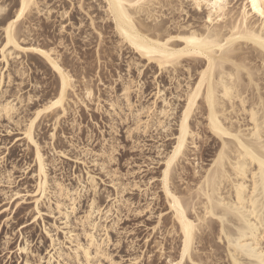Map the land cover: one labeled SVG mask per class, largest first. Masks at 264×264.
Wrapping results in <instances>:
<instances>
[{
	"label": "rangeland",
	"instance_id": "obj_1",
	"mask_svg": "<svg viewBox=\"0 0 264 264\" xmlns=\"http://www.w3.org/2000/svg\"><path fill=\"white\" fill-rule=\"evenodd\" d=\"M16 1L0 0L7 6L3 16L14 15ZM48 2L50 0H45V3ZM55 2L60 8L51 17L31 15L18 30L27 41L55 50L71 71L76 92L70 94L68 115L56 128L53 121L46 119L41 121L35 134L49 178L65 183L70 189L77 188L81 179L87 189L76 201L73 212L70 211V203L63 201L68 205L67 217L57 210L58 195H46L45 200L40 202L41 219L35 224L29 223L36 197L28 193L38 191L39 179L35 150L27 145L22 134L34 109L54 94L58 76L43 59L38 61L32 57L25 58L23 62L10 60L7 67L0 53V97L12 100L17 108L15 123H9L6 116L0 119V153L5 154L4 162L0 164V258L5 255V241L9 250L7 255L17 264H20L21 258L47 261L52 256L55 264H64L70 253L65 244L76 246L79 242L87 246L84 234L89 232V227L84 225L82 218L90 211L95 194L89 188L88 180L91 177L97 186L98 204L103 206V210H111L107 222L103 220L102 223L105 229L97 233L104 242L102 256L107 254L111 260L122 261L123 264H136L138 260L143 264L142 257H151L156 264H166L165 260H161V255L175 259L182 240L180 235H173L178 225L173 222L160 180L163 162L175 143L178 117L184 105V91L187 83H194V77L198 75V71H193L196 65L192 64L189 72L180 68L181 71L179 69L178 73L170 75L141 60L121 43L113 22L106 14L103 0H82L86 6L84 11L80 9L81 0ZM65 9L68 12L66 17L61 15ZM193 12L197 17L203 16V13L192 10L181 19L180 12L162 9L159 13L160 27L175 31L177 24L191 25L195 19ZM144 19L150 26L155 24L153 19ZM0 41H4L1 28ZM248 58L251 67L259 70L264 67L259 57H254L252 53L248 54ZM130 79L141 87L138 93L131 95L136 109L134 115L121 99L122 85ZM257 80L260 85V72ZM87 87L92 90L91 99L85 94ZM251 93L249 98L252 97ZM164 100L170 104L172 116L162 119L157 112L164 107ZM112 103L118 107L112 108ZM139 107H145L144 112L151 108L153 111L146 133L133 131L136 111L141 109ZM144 115L142 119L146 120L147 114ZM158 120L167 126V132L159 126ZM193 123L198 133L197 148L188 149L187 158L175 167L172 180L173 188L178 186L177 190L188 204L198 202L200 194L197 189L220 149L219 141L207 129L203 110L199 119L192 120ZM60 151L66 155H60ZM113 183L116 184L115 188ZM137 184L143 191L136 187ZM117 188L120 189L119 197ZM153 196L155 199H152ZM14 202L19 203V207ZM145 208H150L151 212L137 215ZM66 210L63 208L62 211ZM161 211L165 212L163 217L160 216ZM157 224L159 227H156ZM45 226L48 233L44 232ZM209 227L198 234L199 248L195 250V256L201 264H214L224 247L218 244L217 229L220 224L213 221ZM65 232L68 233L67 237ZM52 234L56 236L55 246L49 240ZM21 235L23 239L19 238ZM26 244L29 248L27 254L11 251ZM161 248L163 253L159 250ZM104 264H110V261L105 259Z\"/></svg>",
	"mask_w": 264,
	"mask_h": 264
},
{
	"label": "snow or ice",
	"instance_id": "obj_2",
	"mask_svg": "<svg viewBox=\"0 0 264 264\" xmlns=\"http://www.w3.org/2000/svg\"><path fill=\"white\" fill-rule=\"evenodd\" d=\"M85 7L81 0V11H84ZM59 8L60 5L55 0H50L48 3H45V0H22V4H18V15L7 25L6 42L0 41V53L4 54V60L7 61L9 55H14L15 49H19L20 52L39 51L37 48L21 47L20 38L14 27L17 22L26 19L29 15L51 17L52 13ZM107 8L117 20L118 25L123 22V26L120 27L121 34L128 38L132 48L140 55H146L149 63L158 64L161 71H167L170 75L178 68L188 71L186 64L189 66L195 64L194 72L203 69L199 75H195V82L187 89L186 106L182 109L183 119L179 143L164 161L167 167L163 170V192L168 198V207L173 213L174 224L175 221L179 222L178 231L173 235H181L182 249L177 251L174 260L163 254L161 260H165L166 264H201L195 256V250L199 248L197 233L206 231L212 221H219L218 244L224 247L221 249L220 258L214 264H264V67L260 68V101L242 108V111L247 113L246 123L239 128L225 127L217 115L221 109V98L224 101L239 100L237 106L245 104L240 90L236 87L237 78L241 74H246L244 79L248 84L256 86L253 72L250 70L251 61L248 54L252 53L254 57H259V62L264 64V0H240L239 3L236 0H188L187 3L184 0H169L167 3H162L161 0H108ZM161 8L180 12L181 19L192 10L203 13V16L197 17L193 12L195 19L189 27L193 25L195 27L190 33L169 38L182 40L183 46L175 45L169 48L168 40H158L147 31L140 29L138 18L159 15L157 10ZM3 11L4 9L0 8V12ZM67 14V9L61 13L65 17ZM41 55L47 56L48 53L41 52ZM185 58L188 60L181 63ZM52 63L64 80L65 87H68L71 77L54 61ZM88 95L91 97L92 94ZM62 100L63 93L59 100H55L41 111L48 112L53 108L61 107ZM128 107H131L130 102ZM201 110L210 122L209 127L213 134L223 142L219 155L216 157V163L212 167L222 166V179L232 192V198L224 203V197H218L213 190H205L201 184L200 189L197 190L200 193L198 202L186 206L182 203L183 197L177 190L178 186L177 188L170 186L169 177L174 164L182 156L185 148L189 150L197 148L195 133L188 125L190 120L199 119ZM231 110L234 111L235 108ZM15 112L16 108L12 100H5L0 105V119L7 115L9 123H15ZM37 119H39V113L30 124L26 125L24 132L32 143H35L32 133ZM160 127L165 132L168 131L167 126L160 125ZM139 130L145 131L143 128ZM4 155L0 153V164L4 162ZM37 158L41 159L40 174L43 176L45 169L38 145ZM112 186L115 188L116 184L113 183ZM129 187L130 185L126 186L125 191ZM136 187L141 188L139 184ZM157 187L160 186L157 185ZM40 188L44 191L28 193L36 197L35 209L29 214V223L32 224L41 219L40 202L45 200L47 195L46 184L42 182ZM119 193L120 189L117 188L118 197ZM152 199H155V196ZM16 207H19V203ZM144 212H151V209L145 208L137 215H143ZM164 215L165 212L161 211L160 216ZM91 223L95 226L97 222L93 220ZM156 227L159 225L157 224ZM44 232L48 233L46 226ZM67 235L68 233L65 232V237ZM19 238L23 239V236ZM88 239L91 243L86 247L64 245L70 249L69 259L65 260L64 264H94L93 257L99 258L95 264H104L105 259L109 260L110 264H123L122 261L111 260L107 254L102 256L99 246L93 250V246L97 245L98 241L91 234L88 235ZM49 240L55 246V234L49 235ZM159 250L163 253L162 248ZM8 251L7 241H5V255L0 258V264H9V260L11 264H17L15 259L7 255ZM11 251H18L21 254L29 253L27 246L13 248ZM61 259L64 260L63 255ZM141 259L143 264H156L155 261H151V257ZM20 264H55V261L51 258L47 261L21 258ZM136 264H140V260Z\"/></svg>",
	"mask_w": 264,
	"mask_h": 264
},
{
	"label": "bare ground",
	"instance_id": "obj_3",
	"mask_svg": "<svg viewBox=\"0 0 264 264\" xmlns=\"http://www.w3.org/2000/svg\"><path fill=\"white\" fill-rule=\"evenodd\" d=\"M103 1L105 3L106 14L110 18V20L113 22L116 34H117V36H119L121 43L125 44L130 50H132L134 53H136L141 60H144L145 62H147L151 66H153V65L156 66V68L159 71H161L158 64H156L155 62L149 63L148 60H147V56L146 55L142 56L138 52H136L135 49L132 48L131 43H129V41H128V38L124 37L121 34L120 27L123 26V22H121L118 25L117 20L112 16L111 11H109L108 8H107L108 0H103ZM161 2L162 3H167V2H169V0H161ZM184 2L186 3V2H188V0H184ZM18 4H22V0H17L15 2L14 8L16 10H15L13 16H10L9 14L3 16V14L6 13L7 6H6V3H0V8L4 9L3 12H0V28L2 29V33H3V36H4V41L3 42H6V39H7L6 38L7 25L12 22V20L15 18L16 15H18ZM162 9L163 8H161V9H159L157 11L160 13V11ZM30 16L31 15H29L26 19H23V20H20L19 22H17L15 24V26H14L15 27V31H16L17 36H19V38H20L19 42H20L21 47L37 48V49H39V51L20 52L19 49H15L14 55H9L7 61L4 60V54L3 53H1V56H2V61L7 65V67H9L8 65L10 63V60L11 61H17V62H23L25 58L30 59L31 57L34 58V59H37L38 61H41L43 59L50 66V68L53 71V73L58 76V83L56 84V88H55L54 94L51 97H49L48 99H46L45 102L43 104H41V106H39L38 108L36 107L37 109H34V112L32 113V115L30 117H28L29 119L26 121V123L24 125V129H23V134L22 135H23V137H24L23 139L25 140L27 145L29 147L34 148V150H35V152H34L35 153V163H36V166H37V175H38V179H39V183H38V188L39 189L38 190L41 191V192L44 191L43 189L40 188V185L43 182L47 186V195L48 194L50 195L51 193H54V196H55V194L58 195L60 200L59 199L56 200L57 210L59 211V213H63L67 217L68 216L67 214H69L68 213L69 211L67 212V210H66L68 208V205L66 204L67 205L66 206L65 202L68 201L70 203L72 208L69 207V209L70 208L74 209V205H75V203H77L76 201L80 198L81 193L83 192V190L87 189V187H86V185H84L82 183L81 179H79V185H78L77 188L70 189L67 185H65V183H63V182H61V181H59L57 179L51 180L49 178V174H48V171H47V164H46V161L44 159V155L42 153L41 146H40V144H39V142H38V140L36 138V134L35 133H36V130H37L39 124L41 123V121L49 119V121H53L54 122V126L56 128V126L60 123V121L64 117H66L68 115V112H69V109H70V103H71L70 94L76 92V83L74 82V77H73L71 71H69V69L66 67V65L64 63H62V61L60 60V57L58 55H56L55 50H53L51 48H48L47 46L42 45L40 43L29 42V41H27V38L25 36H21V33L19 32L18 28H19V26L21 24H24L25 21H28L30 19ZM145 18H146L147 21L153 19V22H155V24L153 26H150L149 24L145 23V19L138 18L140 29L147 31L151 35L155 36L158 40H161V41L168 40L169 41L168 42V47L169 48H171V47H173L175 45L183 46V43H184L182 40H171V39H169L171 36H179V35H183L185 33H190L194 29L193 26L189 27V25L177 24L175 29H174L175 31H171V29L169 30L168 28L165 29L164 27H160L161 24L159 23V19H160L159 15H153L152 17H145ZM217 27H219V26H217ZM41 52H46V53H48V55L47 56L41 55ZM187 60H188V58H185L184 60L181 61V63H185ZM53 61L56 63L57 66L62 68L64 70V72L68 76L71 77V83H70V85L68 87H65L64 80L61 78L60 73L56 71L55 67H53V63H52ZM186 67L189 68V70H188V72H189L190 71V66L186 65ZM179 69L180 68L173 70L172 73H174V74L178 73ZM226 70H227V68H226ZM250 70H252V72H253L254 83L256 85L255 87L252 84H248L245 81L244 77H245L246 74H241L237 78V83H236V87L240 90V92L242 94V97H243V99L245 101L244 105L237 106V105H239V100H235V101L227 100V101H224L223 98H221V109L217 113V115L219 116L221 123L224 124L225 127L239 128L242 124L246 123L245 117L247 116V113L242 111V108L244 106L249 105V104L258 103L260 101V98H261L260 87H259V82L257 80V76L259 75L260 70L254 68V67H251V66H250ZM180 71H181V69H180ZM201 71H203V69L198 70V75H199V72H201ZM161 72L168 73L167 71H161ZM8 76L10 78V76H11L10 73H9ZM190 78H192V77H190ZM2 81H3V75H2L1 82ZM190 84H192V83H190V82L187 83L186 89L184 91V105H183V107L186 106L185 97L187 96V89L190 86ZM140 90H141V87H139V84H137L135 81H133L131 79L129 81H127V82L125 81L123 83V85H122V93H121L122 96H121V99L123 100V102L126 105V107L129 109V111L132 112V113L136 109H134V104L135 103H132V101H131V95L134 92L138 93ZM85 91H86L85 94H87V97H89V95H88L89 93L93 94L92 90L90 89V87L89 88L87 87V89H85ZM249 92H252L251 93L252 94L251 98H249V96H250ZM61 93H63V100L61 101V107L53 108L51 111H48V112H42L41 111L43 108H46V107L50 106L52 103H54L55 100H59L61 98ZM158 94L160 95L161 91H159ZM89 99H91V98L89 97ZM121 99H120V102H122ZM5 100H10V99H4V98L0 97V105H2ZM116 101H118V100H116ZM129 102L131 103V107H128ZM197 103L199 104V101ZM13 105L16 108V105L14 104V102H13ZM113 107H114V105L112 103V108ZM115 107L117 108L118 105L115 106ZM183 107H182V109H183ZM139 108H141V107H139ZM144 108L137 109V111H136V118H135L136 119V127H135V129L139 132L140 131L139 129L143 128V129H145V131H143V132L146 133V131L150 127V124H151V121H152V118H153V111H151V109H152L151 108V109L146 110V112H144L145 111ZM170 108H171L170 104L166 100H164V107L162 109H160V111H158V112L156 111V112L158 113V115L160 117H162V119L170 118L172 116L170 114L172 109H170ZM233 108H235L234 111L231 110ZM16 112H17V108H16ZM38 113H39V119L36 120V124H35V127L33 128V133H32L33 134V139L35 140V143H32V142H30L27 139V136L24 135V132H25L26 125L30 124L31 120L36 118V115ZM157 113H156V115H157ZM134 114L135 113H133V115ZM144 114L145 115L147 114L146 120L142 119V116ZM5 116L7 117V115H5ZM182 119H183V111L181 110V114L178 117L177 134H175V136H174L175 137V143H174V146H173L172 150L166 155V158H165L164 161H166V159L175 150V146L179 143L180 126H181ZM19 123L20 122L18 121V124ZM158 123H159V126L163 125V122L161 120H158ZM209 123L210 122L206 119V126H207L208 131L210 132V134L217 141H219L220 148H221L223 146V142L220 141V139L215 134H213L211 128L209 127ZM188 127L192 130V132L195 133V140H196L197 137H198V133L195 131V129H194L193 125H192V120L189 121ZM54 137H55V135H52V138H54ZM189 139H191V136H189ZM37 145L39 146V155H40V157L43 160L44 169H45V172H44L43 176H41V174H40L41 159L37 158ZM187 152H188V148L186 147L184 153L182 154V156L180 158L177 159L176 163L173 166V169L170 172L169 180H170V186L171 187H173V184H172L173 181L172 180H173V172L175 170V167L178 164H180V161L185 160L187 158ZM61 153H63V155H66L64 152L60 151L59 154L61 155ZM218 155H219V152L216 155V157ZM216 157L212 161V164L210 165L209 169L206 170V174H205V176L203 178V182L201 184H203V187H204L205 190H213L215 193H217L218 197H224V203H227V201L232 198V192L229 191L227 185L224 184V182H223V179H222L223 178L222 166L218 165L216 168L212 167V165L216 163ZM163 166H164L163 167V170H164L167 167V164L165 162H163ZM163 170H162L161 180H160L161 181V185H162V191H163ZM90 178L88 180L89 181L88 182L89 183V188L91 190H93L95 194H94V198L92 199V203H91V206H90V209H89L90 211L86 214V216L84 218H82L84 225L87 224V226L89 227V232H85L84 235H85V237L87 239V245H89L91 243V241H89V239H88V235L89 234H91L95 239H97L98 244L93 246V250L95 249L96 246H99L101 248V252H102V248H103L102 246H103L104 242H103V239H101V238H99V236H97V233L100 230L105 229V225H103L102 223H103V220H104V222L105 221L107 222V220L109 218L108 215L111 214V210H109V208L103 210V208H102L103 206L98 204L97 199H96L97 186L95 184L94 179L91 178V180H90ZM222 184H224L223 187H221ZM200 186H199L198 189H200ZM225 190H228V191L225 193ZM198 193H199V191H198ZM163 194H164V196H165V198H166V200L168 202V198H167L166 194L164 192H163ZM199 194H198V196H199ZM63 201H65V202H63ZM182 203H184L186 206L189 205L187 203V201H185L184 199H182ZM13 204L16 205L17 203L14 202ZM58 205H59V207H58ZM63 208H65V210H66V212L64 211L65 213L62 211ZM110 209H111V207H110ZM220 210H223V209H220ZM171 213H172V211H171ZM172 215H173V213H172ZM68 219H69V217H68ZM93 220L97 222L95 226H93L92 223H91ZM175 222L178 225L179 222L178 221H175ZM216 222L219 223V221H216ZM198 234L199 233H197V239H198ZM76 241H77V239H76ZM25 246L28 247L27 244ZM79 246H81V244L78 242L76 247H79ZM180 249H182V245H181ZM59 256L61 257L62 254H60ZM52 258H53V256L51 257V259ZM68 258H69V255H68ZM96 259H97L96 257H93L94 264H95V262H97ZM27 260H29V259H27ZM85 261H86V258H85Z\"/></svg>",
	"mask_w": 264,
	"mask_h": 264
}]
</instances>
